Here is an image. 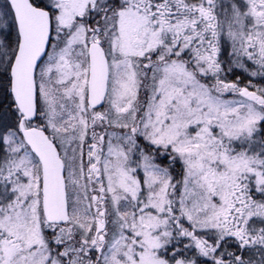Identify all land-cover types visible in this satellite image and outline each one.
Returning <instances> with one entry per match:
<instances>
[{
    "label": "snow or ice",
    "instance_id": "6c2138e0",
    "mask_svg": "<svg viewBox=\"0 0 264 264\" xmlns=\"http://www.w3.org/2000/svg\"><path fill=\"white\" fill-rule=\"evenodd\" d=\"M0 264H264V0H0Z\"/></svg>",
    "mask_w": 264,
    "mask_h": 264
}]
</instances>
